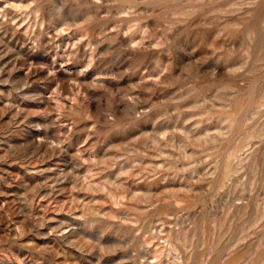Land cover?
<instances>
[{
	"label": "rangeland",
	"instance_id": "obj_1",
	"mask_svg": "<svg viewBox=\"0 0 264 264\" xmlns=\"http://www.w3.org/2000/svg\"><path fill=\"white\" fill-rule=\"evenodd\" d=\"M0 264H264V0H0Z\"/></svg>",
	"mask_w": 264,
	"mask_h": 264
}]
</instances>
